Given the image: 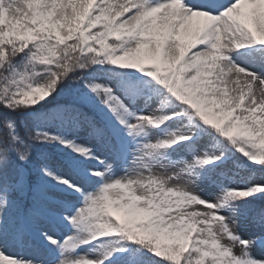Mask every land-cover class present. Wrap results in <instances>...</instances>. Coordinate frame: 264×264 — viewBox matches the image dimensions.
I'll return each mask as SVG.
<instances>
[{"label":"snow or ice","instance_id":"obj_1","mask_svg":"<svg viewBox=\"0 0 264 264\" xmlns=\"http://www.w3.org/2000/svg\"><path fill=\"white\" fill-rule=\"evenodd\" d=\"M0 264H264V0H0Z\"/></svg>","mask_w":264,"mask_h":264}]
</instances>
